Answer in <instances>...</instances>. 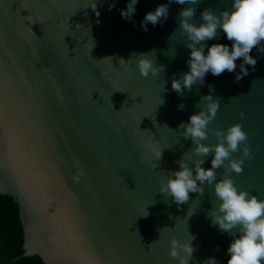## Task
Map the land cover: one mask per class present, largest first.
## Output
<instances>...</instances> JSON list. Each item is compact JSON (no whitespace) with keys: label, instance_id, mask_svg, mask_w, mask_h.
I'll use <instances>...</instances> for the list:
<instances>
[{"label":"water","instance_id":"95a60500","mask_svg":"<svg viewBox=\"0 0 264 264\" xmlns=\"http://www.w3.org/2000/svg\"><path fill=\"white\" fill-rule=\"evenodd\" d=\"M93 2L0 0V195L19 206L23 257L40 256L46 264H179L169 256L170 240L195 236L189 264L211 257L227 264L232 237L208 216L220 203L214 185L203 195L190 193L179 207L160 188L180 170L177 161L191 167L198 159L178 126L204 109L200 97L211 85L214 98L222 99L208 129L241 124L252 153L243 172L230 178L264 200V54L253 49L256 69L238 84L235 73L209 72L204 85L179 97L171 82L189 71L178 19L187 5L171 4L167 20L145 32L139 27L145 14L169 0H139L127 22L119 10L128 0H116L112 11V0H104L99 17ZM232 2L201 0L193 22H202L205 8L217 16L231 11ZM214 43L232 42L221 31L206 42L205 54ZM133 52L148 53L165 72L142 77ZM119 58L130 60V70L118 66ZM149 140L162 150L159 161L146 147ZM217 142L211 131L202 141ZM223 173L217 170V181Z\"/></svg>","mask_w":264,"mask_h":264},{"label":"clouds","instance_id":"9594fccd","mask_svg":"<svg viewBox=\"0 0 264 264\" xmlns=\"http://www.w3.org/2000/svg\"><path fill=\"white\" fill-rule=\"evenodd\" d=\"M201 0H169L167 4L158 5L154 11L145 14L139 27L148 31V25L155 27L162 24L169 16V6L173 3L187 5L179 12V32L185 37V47L190 49V57L186 61L189 71L179 79H173L171 88L179 97H184L185 92H192L193 85H204L205 76L211 72L213 76H220L225 71L235 73L234 83H239L244 77L256 69L257 59L250 53L255 48L258 53L264 54V0H233L232 10H224L219 16L210 8H205L199 13L202 22L197 26L193 21L197 15V7ZM139 0H128L126 8L119 10L121 17L127 22L131 21L136 12ZM104 0L99 3H91L90 7L97 17L100 16L99 7H103ZM116 0L109 4L108 11L115 8ZM134 26H135V22ZM223 32L227 40L231 41V47L226 44L214 43L207 48L206 42L219 37ZM140 58L136 62V68L140 75L147 78L165 72L164 66L157 68L155 61L147 58L148 53H131ZM242 58L239 72L236 71V61ZM119 67L130 70V60L119 58ZM246 65L248 67H246ZM209 95L201 96L200 102L204 103V109L191 115L187 123H181L178 129H182L181 136L185 141L190 140L195 145L192 154L197 157L190 167L189 161L181 159L177 161L178 171H172L167 183L162 185L160 193L171 197L179 207L187 203L190 193L203 195L205 186L214 185V197L220 203L213 207L208 216L213 225L221 232L232 237V242L227 248L229 259L227 264H264V200L251 195L247 191L239 190L230 178L232 173L241 174L245 159H251L252 153L247 146L248 135L239 123L230 126L226 132L215 129L209 130L208 125L215 119L220 108L221 97L211 94L215 91L209 85ZM185 104L178 105V110H184ZM244 113H240L241 119ZM211 134L217 138L214 145H205ZM243 145V147H241ZM148 151L154 159L162 158V150L158 143L146 141ZM240 151L239 159L232 156ZM212 155L211 167L205 169L206 158ZM190 159V158H189ZM227 161V164H225ZM224 168V173L217 181V170ZM82 174V173H81ZM79 179V177H76ZM192 241L181 243L173 238L170 240L169 256L179 264H189L193 259L195 249ZM219 250V246H217ZM204 264H217L215 257L208 258Z\"/></svg>","mask_w":264,"mask_h":264},{"label":"trees","instance_id":"16d2710c","mask_svg":"<svg viewBox=\"0 0 264 264\" xmlns=\"http://www.w3.org/2000/svg\"><path fill=\"white\" fill-rule=\"evenodd\" d=\"M25 229L19 206L11 196L0 195V264H46L42 257H23Z\"/></svg>","mask_w":264,"mask_h":264}]
</instances>
